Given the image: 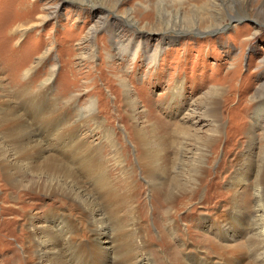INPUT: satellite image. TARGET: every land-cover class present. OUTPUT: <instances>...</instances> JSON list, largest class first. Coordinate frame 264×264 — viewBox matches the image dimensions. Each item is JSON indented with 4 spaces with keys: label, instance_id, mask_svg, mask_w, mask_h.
Listing matches in <instances>:
<instances>
[{
    "label": "rangeland",
    "instance_id": "rangeland-1",
    "mask_svg": "<svg viewBox=\"0 0 264 264\" xmlns=\"http://www.w3.org/2000/svg\"><path fill=\"white\" fill-rule=\"evenodd\" d=\"M92 2L0 0V264H259L264 0Z\"/></svg>",
    "mask_w": 264,
    "mask_h": 264
},
{
    "label": "bare ground",
    "instance_id": "bare-ground-1",
    "mask_svg": "<svg viewBox=\"0 0 264 264\" xmlns=\"http://www.w3.org/2000/svg\"><path fill=\"white\" fill-rule=\"evenodd\" d=\"M72 2H85V1H90V0H71ZM106 3V2H105ZM90 4L91 7H96V8H101L103 7V3H102V0H99V2L93 0L92 3H88ZM57 6V5H56ZM93 9V8H92ZM54 10V9H53ZM133 10V9H132ZM53 12V11H52ZM119 13V12H118ZM129 13V12H128ZM127 13V14H128ZM123 14V13H122ZM104 15V14H103ZM99 15L97 14L96 16V23L97 25L96 26H99V24L102 23L103 19H105V15ZM132 16V15H130ZM124 17V16H123ZM44 17H40V19L42 20ZM127 18V16H126ZM119 20V19H118ZM127 21H129V16L127 18ZM118 22V21H117ZM131 23V22H130ZM150 23V22H149ZM105 24V23H104ZM132 24V23H131ZM130 24V25H131ZM135 24V22H134ZM151 25V24H150ZM21 26H23V24H20L18 25L17 27H15V29H19ZM32 26V25H31ZM94 26V27H96ZM112 27V26H111ZM97 28V27H96ZM99 28V27H98ZM97 28V29H98ZM147 28V27H146ZM105 29L107 30L108 27L106 26ZM118 29V28H117ZM21 30H23L21 28ZM110 30V29H109ZM113 30V29H112ZM124 31V30H123ZM119 32V31H117ZM108 35V34H107ZM117 35V34H116ZM109 36V35H108ZM89 38V37H88ZM124 45V44H123ZM126 45V44H125ZM129 46V43L127 44ZM124 47V46H123ZM138 47V48H137ZM133 48V47H132ZM139 46H136L131 54V58L132 59H135V56L136 54L138 53V50H139ZM125 50V49H124ZM129 50V49H128ZM118 52V51H117ZM121 53V52H120ZM119 53V54H120ZM45 54H47V52L45 51L44 54H42V57L44 56L45 57ZM126 55V54H125ZM41 60H39L40 62ZM38 62V63H39ZM45 83L41 84L43 87H45L44 85ZM48 84V83H47ZM264 97V92L260 94V98H263ZM264 107V105H263ZM264 111V110H263ZM254 127H252L251 129H253ZM264 130V128H263ZM137 137H139V135H137ZM135 142H137V146L138 143H139V140L136 141L135 137L133 138ZM184 143V142H183ZM149 144H146L144 146V148L146 149V156H150V151H149ZM151 148V147H150ZM189 150H186V148L184 147V145L180 148V152L178 153L179 155V158H183L185 157V155L187 154ZM145 152V153H146ZM181 163V162H180ZM196 164V163H195ZM262 167H264V165H262ZM262 170L264 171V168H262ZM263 177V173H259L256 175V183H260L261 179ZM71 193H74L72 194V196H74L75 198H78L79 202H85V205H89L90 202H88V199H87V194L85 195V192L82 190L81 192L79 193H75L74 189H70L69 190ZM85 196H87L86 198H84ZM83 198V200H82ZM254 207H255V214L253 216V219H252V224H251V228H252V233H249V242H253V243H256L257 244V247L255 248L254 250V256H255V259L256 261L259 263V264H264V203L261 201V197L259 195H257V197L254 199ZM95 211H89V214H90V217L92 218L95 214ZM239 219H243V218H239ZM102 228V227H101ZM103 229H105V226H103ZM112 247V246H111ZM39 252V251H38Z\"/></svg>",
    "mask_w": 264,
    "mask_h": 264
}]
</instances>
